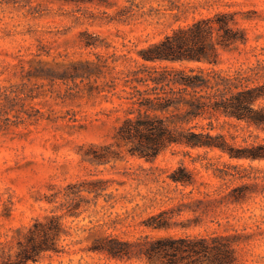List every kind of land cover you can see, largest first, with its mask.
Wrapping results in <instances>:
<instances>
[{
  "label": "rangeland",
  "instance_id": "obj_1",
  "mask_svg": "<svg viewBox=\"0 0 264 264\" xmlns=\"http://www.w3.org/2000/svg\"><path fill=\"white\" fill-rule=\"evenodd\" d=\"M7 1L0 0V88L26 83L24 76L31 65L39 60L53 62L54 57L58 61L94 60L95 53L126 54L128 60L121 59L118 69L133 68L135 61L141 60L139 52L143 48L179 27L219 12L234 14L246 29L249 42L237 50H221L217 69L234 72L246 67L254 60L251 49L264 47V0H109L107 4L98 0L81 4ZM84 31L100 35L103 47L84 48ZM188 66L208 67L201 63ZM33 83L40 86L41 95L30 105L44 117L0 130V253L5 245L16 244L17 230L28 231L36 219L56 209L57 204L49 203L48 197L70 183L104 178L110 180L108 193L113 194L114 205L101 198L96 209L76 220L66 219L71 232L63 243L66 251L45 255L32 264H146L143 260H118L88 252L91 241L84 230L96 224L104 225L95 229L99 234L113 233L128 239L146 233L233 235L236 264H264V160L233 159L220 150L175 146L154 161L127 155L118 162L96 166L84 161L83 154L91 145L114 141L126 106L116 97L109 101L67 98L64 102L59 94H65V82ZM225 121L221 117L215 122L219 131L236 132ZM254 134L264 138L262 131L254 130ZM237 144H244L241 137ZM181 166L197 174L195 186L171 180L170 174ZM215 168L228 170L235 177L216 178ZM202 182L206 186H201L200 192L196 186ZM241 186L246 188V199L241 202L221 200L214 194L221 188L229 193ZM171 209L170 229L152 232L145 227L143 222L151 215Z\"/></svg>",
  "mask_w": 264,
  "mask_h": 264
},
{
  "label": "trees",
  "instance_id": "obj_2",
  "mask_svg": "<svg viewBox=\"0 0 264 264\" xmlns=\"http://www.w3.org/2000/svg\"><path fill=\"white\" fill-rule=\"evenodd\" d=\"M10 1L14 0L7 2ZM54 1L81 4L97 0ZM103 41L98 34L82 33L84 48L103 47ZM248 42L247 31L239 25L234 14L219 12L179 27L143 48L139 52L141 60H136L133 68L118 69L119 61L128 60V56L115 53H95L94 60L58 61L57 57L53 62L39 60L24 76L26 83L0 88V130L42 119L44 114L40 110H36V114L30 105L41 95L40 86L33 82L47 80L55 84L61 80L68 85L65 94H59L64 102L67 98L109 101L116 97L126 106L114 141L91 145L83 154V160L93 165L106 166L127 155L154 161L175 146L220 150L233 159L264 160V138L254 134V130L264 132V47L251 49L254 60L246 67L234 72L216 68L221 61V50H237ZM47 55L52 54L48 52ZM191 63L208 67L188 66ZM221 117L226 118L225 122L236 128V132L219 131L215 122ZM239 137L244 144H237ZM213 174L222 180L235 177L223 168L213 169ZM196 176L186 166L170 174L173 182L186 187L197 184ZM109 183L110 180L104 178L84 179L48 197L49 203L57 204L56 209L43 219H36L28 231L17 230L16 244L2 248L0 264H32L45 255L64 253L67 245L63 243L71 235L66 219L76 220L83 213L96 209L101 198L113 206ZM201 186L206 184L202 182L196 186L200 192ZM155 193L165 196L163 192ZM203 194L212 196L207 192ZM214 194L221 200L230 198L241 202L246 199V188L241 186L229 193L221 188ZM171 212L174 213V209L163 210L143 223L152 232L168 230L172 227ZM99 226L104 225L96 224L84 230L89 232L87 238L91 241L87 251L112 259H138L146 264H236L238 261L233 235L146 233L128 239L113 233L99 234L95 230Z\"/></svg>",
  "mask_w": 264,
  "mask_h": 264
}]
</instances>
